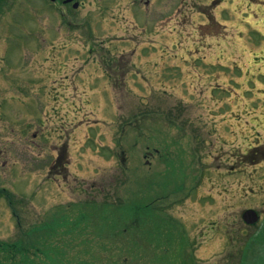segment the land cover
Returning a JSON list of instances; mask_svg holds the SVG:
<instances>
[{
    "label": "rangeland",
    "instance_id": "rangeland-1",
    "mask_svg": "<svg viewBox=\"0 0 264 264\" xmlns=\"http://www.w3.org/2000/svg\"><path fill=\"white\" fill-rule=\"evenodd\" d=\"M48 3L0 0V264H264V0Z\"/></svg>",
    "mask_w": 264,
    "mask_h": 264
},
{
    "label": "flooded vegetation",
    "instance_id": "flooded-vegetation-1",
    "mask_svg": "<svg viewBox=\"0 0 264 264\" xmlns=\"http://www.w3.org/2000/svg\"><path fill=\"white\" fill-rule=\"evenodd\" d=\"M48 5L58 12L56 15L60 16L64 21L67 20L65 13L62 11L61 7H65L68 12L77 13L84 9V0H71L69 2H66V0H49ZM66 10V11H67ZM69 12V13H70ZM82 14V12H81ZM80 14L77 13V17H79ZM148 153V152H147Z\"/></svg>",
    "mask_w": 264,
    "mask_h": 264
},
{
    "label": "water",
    "instance_id": "water-1",
    "mask_svg": "<svg viewBox=\"0 0 264 264\" xmlns=\"http://www.w3.org/2000/svg\"><path fill=\"white\" fill-rule=\"evenodd\" d=\"M242 219L246 224H253L257 221V214L253 210H247L243 213Z\"/></svg>",
    "mask_w": 264,
    "mask_h": 264
}]
</instances>
